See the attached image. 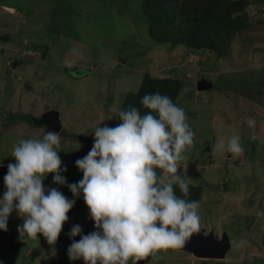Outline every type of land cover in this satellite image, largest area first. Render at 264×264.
<instances>
[{
	"label": "rangeland",
	"instance_id": "obj_1",
	"mask_svg": "<svg viewBox=\"0 0 264 264\" xmlns=\"http://www.w3.org/2000/svg\"><path fill=\"white\" fill-rule=\"evenodd\" d=\"M143 1L0 0V6L20 8L13 15L0 9V199L7 166L16 163L13 145L42 138L36 121L43 115L60 114L59 155L67 169L61 174L67 184L78 183L83 174L75 162L91 150L95 128L120 123L126 96L138 92L146 75L173 78L182 83L175 104L195 134L181 172L196 181L189 186L201 190L204 236L215 242L227 238L230 248L212 260L170 250L156 264H264V0H240L244 8L233 18L245 29L222 56L157 44ZM201 81L211 88L199 90ZM17 115H28L30 123ZM233 134L240 136L243 153L216 151L217 142L227 144ZM43 183L75 199L57 243L49 246L42 235L39 244L22 242L17 228L23 219L13 212L7 231L0 230V264H84L71 261L67 251L74 225L83 235L95 231L83 194L74 198L51 174ZM242 239L247 244L237 248Z\"/></svg>",
	"mask_w": 264,
	"mask_h": 264
},
{
	"label": "clouds",
	"instance_id": "obj_2",
	"mask_svg": "<svg viewBox=\"0 0 264 264\" xmlns=\"http://www.w3.org/2000/svg\"><path fill=\"white\" fill-rule=\"evenodd\" d=\"M1 10L13 15L11 8ZM7 9L11 10L8 11ZM138 108L119 111L115 127L97 126L94 143L76 167L83 178L67 184L61 174V136L45 130L42 138L20 139L13 145L4 176L5 192L0 199V230L7 231L8 219L15 212L23 219L17 231L22 242L39 244V236L54 246L68 222L75 199L69 200L57 188L47 189L49 174L53 183L67 185L74 198L83 194L95 231L83 235L74 225L68 248L71 261L84 264H156L169 251L185 249L194 234L201 231L200 202L182 198L189 194V184L196 181L181 172L190 159L195 134L185 111L170 97L160 93L146 94ZM249 128L256 121L247 119ZM252 139L256 136L253 134ZM216 151L239 156L244 149L241 138L233 134L218 141ZM184 170V169H183ZM80 236L77 241L75 237ZM241 240L236 247H243Z\"/></svg>",
	"mask_w": 264,
	"mask_h": 264
},
{
	"label": "trees",
	"instance_id": "obj_3",
	"mask_svg": "<svg viewBox=\"0 0 264 264\" xmlns=\"http://www.w3.org/2000/svg\"><path fill=\"white\" fill-rule=\"evenodd\" d=\"M190 1L191 6L183 0H144L143 11L152 21V38L157 44L170 43L172 47H185L194 52L209 50L222 56L229 50L235 34L245 29V23L240 22L241 19L233 18L234 13L244 8L242 1L237 0L230 4H226L227 0ZM2 54L0 50V55ZM181 86L182 83L173 78L161 79L146 75L138 92L126 96L121 110L134 106L142 115L145 114L148 110L143 108L141 100L144 95L153 93L167 95L175 104ZM13 117L23 120L29 118L28 122L31 118L28 115ZM175 191L178 196L189 200L199 201L201 196V190L193 186H189L186 197L178 188Z\"/></svg>",
	"mask_w": 264,
	"mask_h": 264
},
{
	"label": "water",
	"instance_id": "obj_4",
	"mask_svg": "<svg viewBox=\"0 0 264 264\" xmlns=\"http://www.w3.org/2000/svg\"><path fill=\"white\" fill-rule=\"evenodd\" d=\"M211 88L201 81L198 84L199 90H206ZM37 124L41 125L46 130L56 131L60 134L62 130V123L60 121V114L57 111H53L43 115L40 120L36 121ZM230 248L227 238L220 242H215L214 238L205 237L204 231L194 234L190 242L186 245L185 249L191 251L195 255L203 259H221L225 256L228 249Z\"/></svg>",
	"mask_w": 264,
	"mask_h": 264
},
{
	"label": "crops",
	"instance_id": "obj_5",
	"mask_svg": "<svg viewBox=\"0 0 264 264\" xmlns=\"http://www.w3.org/2000/svg\"><path fill=\"white\" fill-rule=\"evenodd\" d=\"M10 8L12 9V11H16L17 9L20 10V8H16L15 6H12V7H10ZM61 249H64V248L61 247ZM253 252H254V251H253ZM191 253H192V252H191ZM192 254L194 255V253H192Z\"/></svg>",
	"mask_w": 264,
	"mask_h": 264
},
{
	"label": "bare ground",
	"instance_id": "obj_6",
	"mask_svg": "<svg viewBox=\"0 0 264 264\" xmlns=\"http://www.w3.org/2000/svg\"><path fill=\"white\" fill-rule=\"evenodd\" d=\"M8 11H11V10H9V9H7Z\"/></svg>",
	"mask_w": 264,
	"mask_h": 264
},
{
	"label": "flooded vegetation",
	"instance_id": "obj_7",
	"mask_svg": "<svg viewBox=\"0 0 264 264\" xmlns=\"http://www.w3.org/2000/svg\"><path fill=\"white\" fill-rule=\"evenodd\" d=\"M29 123H30V121H29Z\"/></svg>",
	"mask_w": 264,
	"mask_h": 264
}]
</instances>
